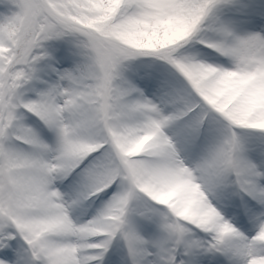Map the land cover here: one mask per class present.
<instances>
[{"label":"snow or ice","instance_id":"6c2138e0","mask_svg":"<svg viewBox=\"0 0 264 264\" xmlns=\"http://www.w3.org/2000/svg\"><path fill=\"white\" fill-rule=\"evenodd\" d=\"M226 10L252 16L254 5L0 0V264H117L116 240L124 264H197L206 253L264 264V162L248 157L242 134H264V29L240 31ZM51 42L67 45L70 67L57 66ZM140 58L170 66L181 86L146 93L151 81L129 77ZM73 173L76 190L61 191ZM113 185L91 218H73ZM133 215L155 233L141 234Z\"/></svg>","mask_w":264,"mask_h":264},{"label":"rangeland","instance_id":"374dc122","mask_svg":"<svg viewBox=\"0 0 264 264\" xmlns=\"http://www.w3.org/2000/svg\"><path fill=\"white\" fill-rule=\"evenodd\" d=\"M247 2L254 5L252 16H241L238 13L226 10L224 13L225 18L231 20L240 31H260L264 29V16H261L259 14L261 10H264L262 9V6H264V0H247ZM51 43L58 49L57 52H54L56 60L59 62L57 66L60 68L70 67L72 64V58L65 55L67 45H65L63 42ZM196 47L202 52L211 54L210 49H204L201 45H197ZM219 62L227 63L226 59L223 57L219 59ZM42 75H44V73H42ZM129 77L132 78L137 84H139L140 87H145L142 83V81L144 80H155V83L154 85H152L151 89L145 87V91H147L149 95H153L156 98H158L161 92L164 90L163 88H161V84L168 82L175 87H180L182 84V78H180L178 74H175L170 66L164 64L161 61L154 60L153 58H142L138 60V68H136L135 64H132V67L129 71ZM44 78L48 79L49 77L47 75H44ZM37 87H42V85L38 83ZM28 117L31 116L28 115ZM47 130L48 129L46 128L44 134L45 138L42 135L40 136L49 143L53 142L54 137L48 138ZM242 134L244 135V138L246 140L248 157L257 164H262V162H264V134L252 130H242ZM205 142L206 140L202 136L199 146L195 149L196 153L199 152L200 148ZM85 163H87V161H85ZM81 167H83V165ZM77 172H79V169H77ZM68 180L69 181L67 182H64L65 180L57 181V187L60 188L61 191L71 194L76 190L78 186L77 174L73 173V175L70 176ZM116 190L117 186L113 185L106 192H101L99 195L82 202V204L78 206H75L71 213L73 218L80 221L88 220ZM234 199L238 204L239 198L236 197ZM139 204V201L134 200L132 202V206L134 208L139 206ZM231 219L235 225L238 224L237 222H234L235 219L239 220L238 228H240L241 231L245 232L248 235L254 234L255 228L253 226V223L248 219L247 216H245L243 222H241V215L233 213L231 215ZM132 221L135 224L137 230L140 231V233L143 234L146 238L152 236L156 231L155 224L142 217L133 215ZM200 235L204 236L203 233H200ZM112 253L116 258L117 264H124V261L127 258V249L124 246L123 241H114ZM105 259L107 261V257ZM195 259L197 261V264H229L228 259L219 253H206L196 257Z\"/></svg>","mask_w":264,"mask_h":264}]
</instances>
